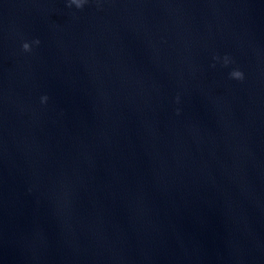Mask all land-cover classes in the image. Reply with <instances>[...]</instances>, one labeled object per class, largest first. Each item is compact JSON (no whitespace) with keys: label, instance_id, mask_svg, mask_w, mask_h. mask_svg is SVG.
Segmentation results:
<instances>
[{"label":"water","instance_id":"1","mask_svg":"<svg viewBox=\"0 0 264 264\" xmlns=\"http://www.w3.org/2000/svg\"><path fill=\"white\" fill-rule=\"evenodd\" d=\"M0 264H264V0H0Z\"/></svg>","mask_w":264,"mask_h":264},{"label":"clouds","instance_id":"2","mask_svg":"<svg viewBox=\"0 0 264 264\" xmlns=\"http://www.w3.org/2000/svg\"><path fill=\"white\" fill-rule=\"evenodd\" d=\"M84 2L85 0H70V3L75 4L76 7L78 8L82 7ZM34 43L39 44V40L34 41ZM22 47L25 51H30V45L28 43H24ZM225 62L227 63V60ZM231 76H233L234 78L240 79L242 78V73L239 71H233L231 73ZM43 99H46V97Z\"/></svg>","mask_w":264,"mask_h":264}]
</instances>
